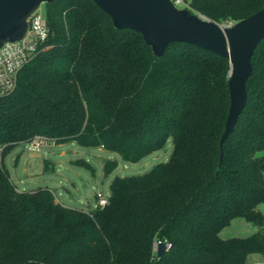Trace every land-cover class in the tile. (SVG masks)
<instances>
[{
  "label": "trees",
  "instance_id": "trees-1",
  "mask_svg": "<svg viewBox=\"0 0 264 264\" xmlns=\"http://www.w3.org/2000/svg\"><path fill=\"white\" fill-rule=\"evenodd\" d=\"M187 2L220 24L264 5ZM45 5L48 35L15 89L0 97V264H247L254 254L264 257V38L252 58L246 104L221 154L228 58L177 41L157 57L140 32L117 29L94 0ZM169 139L167 161L141 175L116 176L107 204L91 211L63 205L48 188L19 191L5 165L19 142L76 141L136 163ZM116 166L106 160L105 174ZM236 217L258 230L221 237ZM157 241L168 244L161 257Z\"/></svg>",
  "mask_w": 264,
  "mask_h": 264
},
{
  "label": "water",
  "instance_id": "water-1",
  "mask_svg": "<svg viewBox=\"0 0 264 264\" xmlns=\"http://www.w3.org/2000/svg\"><path fill=\"white\" fill-rule=\"evenodd\" d=\"M52 0H0V47L21 39L28 18L42 3ZM112 19L117 29L140 32L157 57L173 42H186L229 59L230 106L223 143L233 131L247 100V82L253 71L252 58L264 38V5L251 16L233 25L220 24L199 13L177 7L172 0H94ZM160 242L157 255L167 251Z\"/></svg>",
  "mask_w": 264,
  "mask_h": 264
},
{
  "label": "rangeland",
  "instance_id": "rangeland-1",
  "mask_svg": "<svg viewBox=\"0 0 264 264\" xmlns=\"http://www.w3.org/2000/svg\"><path fill=\"white\" fill-rule=\"evenodd\" d=\"M183 1L189 5L187 0ZM45 8V3H42L34 17L46 20ZM172 151L173 141L169 139L163 149L132 163L123 160L118 153L102 147L81 146L76 141L53 144L34 140L19 142L5 158V165L19 191L48 188L63 205L91 211L98 205V195H110V184L116 176L144 174L156 164L167 161ZM78 159L87 161L92 169L77 164L75 161ZM109 159L116 160L117 166L112 173L106 175L104 163ZM260 204L264 214V202ZM251 227H254L252 223L236 217L221 230L220 236L246 237L254 233L251 232Z\"/></svg>",
  "mask_w": 264,
  "mask_h": 264
},
{
  "label": "built area",
  "instance_id": "built-area-1",
  "mask_svg": "<svg viewBox=\"0 0 264 264\" xmlns=\"http://www.w3.org/2000/svg\"><path fill=\"white\" fill-rule=\"evenodd\" d=\"M172 1L179 8L189 7L183 0ZM38 10H35L28 18V26L24 36L19 40L6 42L0 48V97L15 89L19 71L35 55L38 41L44 40L48 35L47 21L34 17ZM233 24V22H229L226 25ZM0 148L1 152L2 147ZM98 197V205L107 204L108 197L102 194ZM160 242L162 241H157L156 245L158 246ZM252 264H264V261H255Z\"/></svg>",
  "mask_w": 264,
  "mask_h": 264
},
{
  "label": "crops",
  "instance_id": "crops-1",
  "mask_svg": "<svg viewBox=\"0 0 264 264\" xmlns=\"http://www.w3.org/2000/svg\"><path fill=\"white\" fill-rule=\"evenodd\" d=\"M260 205L259 204V209H260ZM261 210V209H260ZM258 230V227L257 226H254V227H251V232H256ZM264 260V257H262L261 255H258V254H254L252 255L250 258H249V261L247 262V264H252L253 262L255 261H263Z\"/></svg>",
  "mask_w": 264,
  "mask_h": 264
}]
</instances>
